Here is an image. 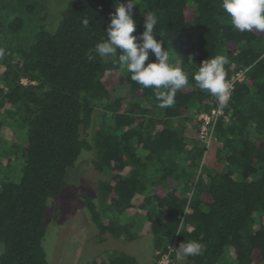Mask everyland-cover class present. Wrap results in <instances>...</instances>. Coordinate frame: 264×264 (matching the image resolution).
Segmentation results:
<instances>
[{
  "label": "trees",
  "instance_id": "16d2710c",
  "mask_svg": "<svg viewBox=\"0 0 264 264\" xmlns=\"http://www.w3.org/2000/svg\"><path fill=\"white\" fill-rule=\"evenodd\" d=\"M18 2L14 9L11 0H0V11L7 8L1 20H9L11 31L23 23L18 15L8 18ZM134 2L133 35L144 31L145 15L155 13V38L163 41L170 63L188 75L167 109L157 106L153 89L130 79L118 60L122 53L106 59L93 50L107 38L115 0H71L54 31L42 15L32 43L1 48L7 56L0 58V264H50L43 247L47 201L61 193L82 150H94V169L109 174L98 181L99 203L80 194L100 241L107 235L133 240L144 219L142 229L158 252L154 264L174 240L171 257L184 241L204 246L202 254L185 257L186 264L264 260V32L236 30L221 0ZM216 55L228 58L226 80L245 71L215 125L214 163L208 166L202 162L207 147L186 131L198 130L193 106L197 118L218 104L192 78L203 60ZM155 59L150 53L149 60ZM122 84L129 86L127 101L110 100ZM104 101L109 115L103 113L91 144L83 134ZM84 264L137 261L112 250Z\"/></svg>",
  "mask_w": 264,
  "mask_h": 264
},
{
  "label": "rangeland",
  "instance_id": "374dc122",
  "mask_svg": "<svg viewBox=\"0 0 264 264\" xmlns=\"http://www.w3.org/2000/svg\"><path fill=\"white\" fill-rule=\"evenodd\" d=\"M16 1L18 6L14 12ZM71 0H11L13 12L8 18L15 15L23 19L22 27L15 31L8 28L9 20H1L2 14L7 8L0 11V58L7 56L1 48H10L15 44L29 45L34 41L35 33L40 24V18L45 15L43 21L46 29L54 31L65 6ZM7 12V11H6ZM11 59L16 58L15 52L10 54ZM9 57V58H10ZM107 59V58H106ZM129 95V86L127 84L116 85L110 94V100L121 98L125 101ZM102 104L95 107L92 125L84 132V137L95 144L94 139L97 129L101 122L105 120L103 113L109 115V112ZM195 106L191 108L193 124H196L197 118H194ZM107 120V119H106ZM18 135H23V130L17 131ZM186 133L193 140L197 139V130L188 129ZM216 141L213 139L207 148L202 162L204 165L214 163ZM94 150H82L79 157L72 167H69L65 174L66 185L57 196L48 198L46 234L43 239V247L50 264H84L96 256L106 257L112 250L125 251L134 256L137 264H154V255L156 254L151 233L144 232L142 225L144 219H139L137 227L134 228L136 237L128 240L123 237H113L107 235L103 241L97 237L93 225L89 222L84 211L83 200L80 194L86 193L99 203L98 181L109 178V174L100 173L93 167L92 160L95 158ZM13 163L14 170L17 172V179L20 175L22 161L18 159ZM126 216H122L124 220ZM176 251L174 256H170L171 264H186L185 257L178 255ZM174 250L172 251V254ZM158 264V263H157ZM257 264H264V260Z\"/></svg>",
  "mask_w": 264,
  "mask_h": 264
},
{
  "label": "clouds",
  "instance_id": "9594fccd",
  "mask_svg": "<svg viewBox=\"0 0 264 264\" xmlns=\"http://www.w3.org/2000/svg\"><path fill=\"white\" fill-rule=\"evenodd\" d=\"M135 4L134 0H126V3L115 0V10L105 29L107 38L97 42L93 50L104 58H117V53H122L118 60L126 65L130 79L144 88L153 89L157 106L167 109L175 104L176 93L189 83L188 75L181 67L170 63L162 48L163 41L155 38L158 24L155 13L146 14L144 31L139 36L133 35L136 30ZM221 8L236 30L264 32V0H221ZM89 25V19L82 20L84 28ZM150 53L155 56L154 61L149 60ZM87 55L89 60L93 58L91 53ZM228 62L223 55L209 57L202 61L192 77L196 86L214 96L220 106H226L230 99V85L224 69ZM177 249L178 255L189 257L202 254L204 246L192 240L180 243Z\"/></svg>",
  "mask_w": 264,
  "mask_h": 264
},
{
  "label": "built area",
  "instance_id": "2783aa9c",
  "mask_svg": "<svg viewBox=\"0 0 264 264\" xmlns=\"http://www.w3.org/2000/svg\"><path fill=\"white\" fill-rule=\"evenodd\" d=\"M244 71L245 69H240L235 72V74L232 75L229 79L226 80L230 85V95L235 86V83L244 79ZM21 82L26 84L28 83V80L26 78H21ZM223 113L224 106H220L219 104H217L216 106H213L209 111L200 112L197 116L199 122L197 130V139L207 148L214 139L215 125L218 119L223 115ZM175 244L176 241L174 240L173 243L168 246V251L161 253V256L157 262L158 264H171L170 256L175 248Z\"/></svg>",
  "mask_w": 264,
  "mask_h": 264
}]
</instances>
